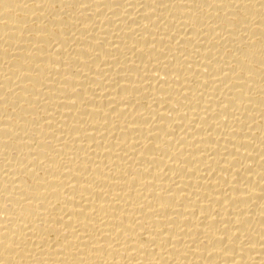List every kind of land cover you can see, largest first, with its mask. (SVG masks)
I'll return each mask as SVG.
<instances>
[{"label": "bare ground", "instance_id": "1", "mask_svg": "<svg viewBox=\"0 0 264 264\" xmlns=\"http://www.w3.org/2000/svg\"><path fill=\"white\" fill-rule=\"evenodd\" d=\"M0 264H264V0H0Z\"/></svg>", "mask_w": 264, "mask_h": 264}]
</instances>
